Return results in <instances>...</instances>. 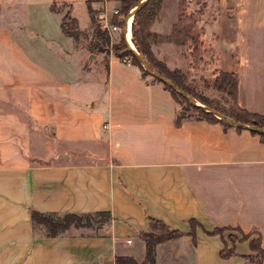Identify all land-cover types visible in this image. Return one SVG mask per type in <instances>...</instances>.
I'll return each mask as SVG.
<instances>
[{"label": "crops", "instance_id": "1", "mask_svg": "<svg viewBox=\"0 0 264 264\" xmlns=\"http://www.w3.org/2000/svg\"><path fill=\"white\" fill-rule=\"evenodd\" d=\"M183 1L202 60L194 69L189 45L171 40L151 45L156 59L191 79L236 71L238 106L264 116V0H163L150 31L170 36ZM88 6L112 27L121 4L0 0V264L141 263L148 218L181 234L155 247L154 264H264L247 259L252 238L264 250V139L190 114L176 124L183 111L161 83L62 32L69 14L88 34ZM31 212L110 222L100 235L70 227L50 238ZM217 228L250 240L223 259Z\"/></svg>", "mask_w": 264, "mask_h": 264}, {"label": "trees", "instance_id": "2", "mask_svg": "<svg viewBox=\"0 0 264 264\" xmlns=\"http://www.w3.org/2000/svg\"><path fill=\"white\" fill-rule=\"evenodd\" d=\"M121 7L117 14H115L111 19V24L118 28L123 27V21L119 20V17H124L141 1L134 0H119ZM162 0H148L145 6L135 13L133 16V23L131 26L132 33V43L135 46V49L139 55L146 61L149 69L152 72L158 73L170 80L178 89L183 91L192 101L195 103H201V106H204L210 110L218 112L219 114L234 120L235 122L255 127L257 129L264 130V116L250 114L247 111L241 109L237 104V72L232 71L229 73H220L218 78L214 80L216 87L223 92L230 93L232 96V104L228 109H222L217 106H213L205 101L198 99L193 93L192 87L187 83L185 74L179 70H169L165 64L158 59H156L151 51V45L162 40H171L179 45H186L189 43L191 49L192 57V67L196 68L201 59L202 54V42L200 40V35L197 28V20L193 15L181 14L178 18L177 23L173 26L171 35L168 37H161L150 31L152 23L157 18L158 11L160 10ZM52 12H58L54 5L51 7ZM88 13L91 17V28L93 32L94 40L91 42L90 48L97 50L98 52H103L106 50H111L116 56L122 58L123 56H131L132 65H135L141 71L142 78L149 77L148 74L143 70V67L140 62L129 52L127 49L126 42L124 38H120V42L112 46L110 41V36L107 31L101 30L95 16L96 14L89 8ZM61 30L62 32L71 37L74 41H78L80 37L86 38V34L82 33L77 28V22L69 14H66L61 21ZM124 51L123 54L120 52ZM154 81L159 82L158 80L152 78ZM164 88L170 93L174 101L181 107L185 105V108H181L183 111L182 116H178L176 124H179L189 111H193L197 116V119L206 120L209 122L220 123L225 128H230L232 126L227 123L215 118L211 114L203 111L199 107L192 106L184 99L181 95L161 83ZM197 101V102H196ZM234 128V127H232ZM236 130H240L235 128ZM262 139H264V134H259ZM93 217H102L108 223L110 218L108 214L97 213V214H86V215H77V214H65L61 217L44 215L37 212H31V220L34 224L43 225L48 233L47 237L55 238L63 234L70 227L76 229L79 228H89L91 226V219ZM148 225L150 228L149 233H143L140 235V238L143 240L145 245V258L144 262L148 264H154V250L155 247L161 243L172 241L181 237V234L178 231L171 230L165 226L162 222L148 218ZM192 228L196 224L192 221L190 222ZM229 228H217L210 232L211 235H219L222 237V232L228 230ZM241 234H243L239 229H236ZM250 240V236L243 234L241 239L238 242H244ZM231 246L228 247L225 243L224 248L220 251V257L223 259L229 258L235 255L234 245L235 241L230 240ZM249 247L251 255L247 256V259L250 263H261L264 260V250L260 247L259 239L250 240ZM255 255V256H254ZM115 264H136L133 260L117 258Z\"/></svg>", "mask_w": 264, "mask_h": 264}, {"label": "rangeland", "instance_id": "3", "mask_svg": "<svg viewBox=\"0 0 264 264\" xmlns=\"http://www.w3.org/2000/svg\"><path fill=\"white\" fill-rule=\"evenodd\" d=\"M162 2H163V0H162ZM162 2H161V6H162ZM137 6V5H136ZM160 9H161V7H160ZM181 11H182V13L183 14H185V15H193L194 17H195V19L197 20V30H198V33H199V35H200V28H199V25H198V16H197V14H188L187 12H186V6H185V2L183 1L182 2V8H181ZM159 12V11H158ZM181 13V14H182ZM197 13V12H196ZM115 15V14H114ZM113 15V16H114ZM157 16H158V14H157ZM95 18H96V20H97V22H98V24H99V26H100V28H101V30H104V31H107L106 29H104V24L105 23H100V20L97 18V16H95ZM123 19H124V17H119V20H121V21H123ZM156 20H158V18H156L155 19V21ZM154 21V22H155ZM132 23H133V17H132V22H131V24H130V32H131V26H132ZM108 32V31H107ZM112 32V31H111ZM110 33V32H109ZM130 34V33H129ZM86 38H82V37H80L79 38V44H85L87 47H88V49L93 53V54H95V53H107L108 51H110V50H106V51H103V52H98L97 50H95V49H92V48H90V45H91V42L94 40V38H93V32H92V28H91V31L88 33V34H86ZM122 38V37H121ZM131 42H128V44H129V46L131 47V48H133L132 50L133 51H136V49H135V46L133 45V43H132V33H131V40H130ZM119 42H120V40H119ZM118 42V43H119ZM117 43V44H118ZM117 44H112L111 43V45H110V48L112 47V46H115V45H117ZM186 45H189V43H186ZM127 50V49H126ZM137 52V51H136ZM124 53V51H122V52H120V54H123ZM154 55V54H153ZM124 57H126V56H123L122 58H124ZM155 57V56H154ZM201 57H202V54H201ZM121 58V59H122ZM156 58V57H155ZM200 60H202V58L200 59ZM197 65H199V64H197ZM194 69H196V68H194ZM198 75H199V73H198ZM197 75V76H198ZM185 77H186V80H187V83L192 87L191 89L193 90V93L195 94V96L198 98V99H200V100H202V101H205V102H207V103H209V104H211V105H213V106H217V107H219V108H224V109H228V108H230L231 106V104H232V101H233V99H232V96H231V94L230 93H227V92H223V91H220L217 87H216V85H215V83H214V80L216 79V78H218V76H216V77H214V78H212V77H200V78H190V76L188 75V74H186L185 73ZM148 78H150V80H152V81H154L151 77H148ZM197 102V101H196ZM199 105H201V103H199V102H197ZM180 108H185V105H181V107ZM191 116H193V117H195L196 118V114L193 112V111H189L188 112ZM91 226L89 227V229H86L84 232H86V233H88V234H91V235H100V234H103V233H105L106 232V228H107V221L105 220V219H103L102 217H93L92 219H91ZM228 234L227 235V237L225 238V241H226V243H227V246L229 247V246H231V243H230V240L232 241V242H234L235 241V243H237L238 241H239V239H241V237H242V235L243 234H241L239 231H237L236 229H234V228H229L228 230H224L223 232H222V236H223V234ZM254 238H252V240H253ZM254 240H256V239H254ZM255 256V255H254ZM136 264H148L147 262H141V263H137L136 262Z\"/></svg>", "mask_w": 264, "mask_h": 264}, {"label": "water", "instance_id": "4", "mask_svg": "<svg viewBox=\"0 0 264 264\" xmlns=\"http://www.w3.org/2000/svg\"><path fill=\"white\" fill-rule=\"evenodd\" d=\"M148 0H141L137 6H135L124 18V25H123V38L125 40V36H126V32H127V22H128V19L130 17H133L135 15L136 12H138L139 10H141L145 4L147 3ZM126 42V40H125ZM126 45H127V50L129 52H131V54L136 58V60L138 62L141 63L142 67H143V70L148 74L149 77L151 78H154L156 80H158L159 82L163 83L164 85H166L167 87H169L170 89H172L173 91H175L176 93H178L179 95H181L184 99H186L188 101V103L192 106H195V107H199L200 109H202L203 111L211 114L212 116H214L215 118L227 123L228 125L234 127V128H238L240 130H249L251 131L252 133H255V134H264V130L262 129H257L255 127H251V126H246V125H242V124H239L237 122H235L234 120L230 119V118H227L221 114H219L218 112H215L213 110H210L204 106H201L199 105L198 103H195L194 101H192L183 91H181L180 89H178L170 80L166 79L165 77H163L162 75L158 74V73H155V72H152L146 61L141 57V55H139L136 51H133L128 43L126 42Z\"/></svg>", "mask_w": 264, "mask_h": 264}, {"label": "built area", "instance_id": "5", "mask_svg": "<svg viewBox=\"0 0 264 264\" xmlns=\"http://www.w3.org/2000/svg\"><path fill=\"white\" fill-rule=\"evenodd\" d=\"M117 14V13H116ZM104 29H106L107 31H108V33L110 32V31H115L117 28H116V26H107V24H104ZM130 40H131V37H130ZM122 61H123V63H125L126 65H131L132 64V58H131V56H126V57H124V58H122ZM130 241H127V243H129Z\"/></svg>", "mask_w": 264, "mask_h": 264}, {"label": "bare ground", "instance_id": "6", "mask_svg": "<svg viewBox=\"0 0 264 264\" xmlns=\"http://www.w3.org/2000/svg\"><path fill=\"white\" fill-rule=\"evenodd\" d=\"M132 21V17H130L129 19H128V22H127V32H126V36H125V40H126V42L128 43V42H131L130 41V31H129V26H130V22ZM129 45V44H128ZM130 47V46H129ZM131 48V47H130ZM131 49H133V48H131Z\"/></svg>", "mask_w": 264, "mask_h": 264}]
</instances>
